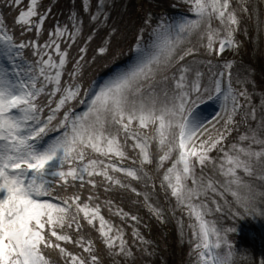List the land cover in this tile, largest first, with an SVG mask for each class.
I'll list each match as a JSON object with an SVG mask.
<instances>
[{
  "label": "snow or ice",
  "instance_id": "snow-or-ice-1",
  "mask_svg": "<svg viewBox=\"0 0 264 264\" xmlns=\"http://www.w3.org/2000/svg\"><path fill=\"white\" fill-rule=\"evenodd\" d=\"M22 4L0 0V264H104L93 231L111 264H134L133 247L153 256L155 248L138 226L141 217L107 196L101 200L102 194L130 191L165 223L163 206L152 202L153 164L162 171L158 187L165 200L175 198L172 214L186 208L195 217L189 243L196 264H235L229 233L236 229H221L206 217L232 211L226 193L238 206L234 214L243 209L264 216L257 204L264 191L240 175L264 181V91H254L251 72L234 78L235 61L223 59L226 50L238 51L242 44L241 13H255L261 30L259 8L247 0H184L187 12L179 18L149 12L129 47L128 63L107 79L86 83L89 61L107 55L119 33L109 25L108 0H98L95 12L91 0H82L92 26L86 38L78 10L67 23L57 20L43 38L51 7L41 12L39 0H30L26 10ZM4 9L18 13L13 28ZM104 27L108 39L89 57L90 43ZM206 102L219 109L211 119L200 111ZM234 134L236 141L226 148ZM209 167L224 183L205 177ZM209 192L225 197L223 203L213 200L215 208L209 206ZM129 220L135 222L131 242L123 227Z\"/></svg>",
  "mask_w": 264,
  "mask_h": 264
},
{
  "label": "rangeland",
  "instance_id": "rangeland-1",
  "mask_svg": "<svg viewBox=\"0 0 264 264\" xmlns=\"http://www.w3.org/2000/svg\"><path fill=\"white\" fill-rule=\"evenodd\" d=\"M173 1L179 2V1H184V0H173ZM235 2H236V0H234V3ZM21 7H23V6L21 5ZM251 7H253V9H255L254 3H251ZM259 12H260L261 20L264 21V12H262L260 10H259ZM255 19H256V16H255ZM217 24H218V21L214 20L213 26L215 27V26H217ZM260 35L262 37L263 44H264V23H262V25H261V30L256 31L255 39L259 38ZM205 43H206V41H205ZM235 52L236 51H233V50H226L223 53V58L232 57L235 55ZM111 74H108L107 76L103 77L102 79H107L108 76H110ZM254 99H255V102L258 104L259 96L256 95ZM197 171L199 172V170H197ZM204 175L206 178L209 175H211L213 180L220 181L221 184L224 183V180H225V178L219 173L218 170H214L211 167H209V169H207L205 171ZM240 175L245 180L250 181L255 187L259 188L261 191H264V181L259 180L255 176L248 177L245 173L242 174L240 172ZM114 192H116V191L110 192L109 194H113ZM112 196L116 197V195H114V194ZM225 196H226L227 200L229 201V203L232 207V211L225 209V212L223 214L213 211V213L208 215L206 217V219L208 221H215L217 226L221 229L235 228L236 229L235 233L237 234V235L236 234L235 235L238 239H240L241 238L240 236H242V237L246 238L248 240V242L257 243L259 248L260 247L264 248V216L259 215V214L253 215L251 213L246 212L243 209L239 210V214H234L236 212V209L238 206L236 205L234 198L231 196L230 193H226ZM101 198H104V197L101 196ZM163 198H165V197H163ZM224 198L225 197H221L218 194H214V193L209 192V195L207 197V203L209 204V206H211L214 209L215 205L213 204V200L219 201L222 204ZM201 199H205V198L201 197ZM101 200H103V199H101ZM257 204L260 207H264V201H258ZM107 210L108 209L106 207H102V214H104L106 216V218H109L107 216ZM182 210H183V212L186 213L185 214L186 219H182L181 217H179L178 219H174L175 223L172 224V227H171V242L174 243V249H173L174 250V257H173V259L174 260L179 259L181 262V263L178 262L179 264H196L197 257H196L195 252L193 251L194 245L192 246L189 243V241L195 239V237L193 236V229L189 226L190 224L196 223L195 217L192 216L190 218L188 215V210L186 208L182 209ZM216 214H219V215H216ZM111 219L114 221L115 224H117V225L121 224V218L120 217L117 216L114 219L113 218H111ZM180 221H183V228L182 229H181ZM230 221L233 222L234 224L231 223ZM123 227L126 229L127 238L130 239V241H131L133 239L131 236L132 228L125 225V224H123ZM229 235H230V238L232 241V236H234V232L229 233ZM97 237H98V233H97ZM98 243H97V246L100 248V254H101L102 258H104V264H111V259L107 257V253H106V250L104 249V246L102 245V243L100 241H98ZM235 249L237 250V253H238L239 249L236 247H235ZM133 250H135L136 253H139V251L135 247H133ZM240 254H241V252H240ZM236 256L239 257V254L238 255L236 254ZM236 256H235V258H236ZM138 257L140 258L139 262L137 261L138 259H136L134 264H157L155 259L153 258V256L146 257V256L139 255ZM237 262H235V264H239Z\"/></svg>",
  "mask_w": 264,
  "mask_h": 264
},
{
  "label": "trees",
  "instance_id": "trees-1",
  "mask_svg": "<svg viewBox=\"0 0 264 264\" xmlns=\"http://www.w3.org/2000/svg\"><path fill=\"white\" fill-rule=\"evenodd\" d=\"M71 5H73L72 1L73 0H68ZM115 1V0H111ZM153 2H159L161 4L162 0H148L149 4H152ZM127 1L126 0H119L117 3L116 7L113 10V13L120 11L121 7L124 5V7H127ZM116 3V2H115ZM166 3V2H165ZM68 6V5H66ZM121 9V12L125 11V8ZM130 17V16H129ZM135 19V18H133ZM253 25V26H252ZM250 25H242L241 32L238 34V40L242 41V44L240 46V59L238 58V62L241 66L244 68L250 67L252 70V77L255 81V89L254 91L258 94L261 91H264V44L261 35L259 38H257V41L250 42L245 36H253L255 37L256 34V27L254 24ZM247 29V34L244 33L243 29ZM237 64V66L239 65ZM237 75V74H236ZM234 75V78L235 76ZM241 78H243L241 75H239ZM249 90L252 91L253 87L252 85H249ZM255 98V97H254ZM259 103V101H258ZM239 119V118H238ZM219 155V154H218ZM217 156V155H216ZM157 180V185L160 183L159 180L161 179V172L157 173L155 170L150 171ZM158 189V186H157ZM143 192V190L141 191ZM132 197L135 196V194L131 193ZM141 198V197H139ZM138 198V199H139ZM172 198V197H170ZM103 199V198H101ZM174 198H172L173 200ZM128 205L130 204V200L125 201ZM173 203V201H172ZM129 212L134 213L136 212L135 207H130ZM129 222V227H131L134 222L132 221H127L125 222L128 224ZM171 227L172 225H160V224H155L153 227V239L159 241V246L156 249L155 248V254L153 255V258L155 259L156 263L158 264H179L181 263L180 260L176 259L174 260V243L171 242ZM141 232L145 236L146 233L142 229ZM235 233V232H234ZM92 234V233H91ZM93 234L96 236L97 233L93 231ZM236 234V233H235ZM237 235V234H236ZM235 235V237H236ZM242 237V236H240ZM237 238V237H236ZM238 239V238H237ZM242 239H244L242 237ZM244 244L245 246L249 249L248 250V255H251V261L250 262H244V264H260L261 260H264V248L258 246L257 243L254 242H248L247 239H244ZM154 248V245L152 246ZM262 249V250H261ZM135 253L136 251L133 250ZM137 257L140 255L139 253H136ZM53 258L56 257V253H53ZM138 262L140 258H137ZM179 262V263H178Z\"/></svg>",
  "mask_w": 264,
  "mask_h": 264
},
{
  "label": "bare ground",
  "instance_id": "bare-ground-1",
  "mask_svg": "<svg viewBox=\"0 0 264 264\" xmlns=\"http://www.w3.org/2000/svg\"><path fill=\"white\" fill-rule=\"evenodd\" d=\"M205 114V113H204ZM210 114H214V110H211L209 113L205 114L208 115V118L211 119V115Z\"/></svg>",
  "mask_w": 264,
  "mask_h": 264
}]
</instances>
